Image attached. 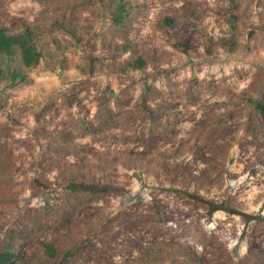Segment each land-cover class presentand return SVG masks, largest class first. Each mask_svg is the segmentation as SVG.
I'll return each instance as SVG.
<instances>
[{
  "label": "rangeland",
  "instance_id": "obj_1",
  "mask_svg": "<svg viewBox=\"0 0 264 264\" xmlns=\"http://www.w3.org/2000/svg\"><path fill=\"white\" fill-rule=\"evenodd\" d=\"M0 29L39 53L1 59L13 264H264V0H0Z\"/></svg>",
  "mask_w": 264,
  "mask_h": 264
},
{
  "label": "trees",
  "instance_id": "obj_2",
  "mask_svg": "<svg viewBox=\"0 0 264 264\" xmlns=\"http://www.w3.org/2000/svg\"><path fill=\"white\" fill-rule=\"evenodd\" d=\"M17 48L21 54V60L25 65L31 66L38 61L39 53L30 43L29 35H10L0 29V77L3 75L1 66L2 56H9ZM10 77L12 81L18 79L22 81L24 76L17 72H11ZM261 118L264 120V96L256 104ZM215 209H221L222 204L211 205ZM48 254L53 255L54 249L52 245H46ZM14 252L10 249L0 250V264H13Z\"/></svg>",
  "mask_w": 264,
  "mask_h": 264
}]
</instances>
